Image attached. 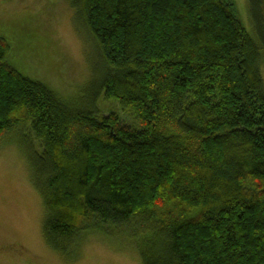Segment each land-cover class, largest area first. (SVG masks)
Wrapping results in <instances>:
<instances>
[{"label":"trees","instance_id":"1","mask_svg":"<svg viewBox=\"0 0 264 264\" xmlns=\"http://www.w3.org/2000/svg\"><path fill=\"white\" fill-rule=\"evenodd\" d=\"M249 1L255 39L234 0H73L100 74L87 109L0 37V142L30 160L54 248L97 230L142 264H264V0ZM100 97L134 123L98 115Z\"/></svg>","mask_w":264,"mask_h":264},{"label":"rangeland","instance_id":"2","mask_svg":"<svg viewBox=\"0 0 264 264\" xmlns=\"http://www.w3.org/2000/svg\"><path fill=\"white\" fill-rule=\"evenodd\" d=\"M249 2L234 0L253 38ZM78 12L73 0H0V37L10 44V56L22 47L20 61L9 58L13 67L82 109L100 74L96 47L78 32L77 23L84 30ZM96 102L98 115L117 113L122 122L134 123L118 102L103 97ZM14 137L0 142V264H142L133 239L123 232L93 230L76 238L69 253L54 248L43 232L46 212L36 172Z\"/></svg>","mask_w":264,"mask_h":264}]
</instances>
